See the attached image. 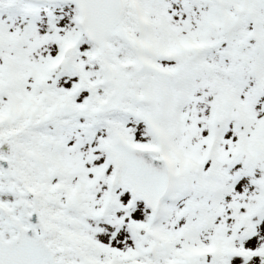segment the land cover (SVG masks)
Returning <instances> with one entry per match:
<instances>
[{
  "label": "snow or ice",
  "instance_id": "6c2138e0",
  "mask_svg": "<svg viewBox=\"0 0 264 264\" xmlns=\"http://www.w3.org/2000/svg\"><path fill=\"white\" fill-rule=\"evenodd\" d=\"M0 264H264V0H0Z\"/></svg>",
  "mask_w": 264,
  "mask_h": 264
}]
</instances>
